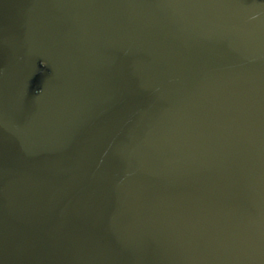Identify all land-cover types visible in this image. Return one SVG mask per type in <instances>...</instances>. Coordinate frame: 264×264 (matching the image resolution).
I'll use <instances>...</instances> for the list:
<instances>
[{
  "label": "water",
  "instance_id": "water-1",
  "mask_svg": "<svg viewBox=\"0 0 264 264\" xmlns=\"http://www.w3.org/2000/svg\"><path fill=\"white\" fill-rule=\"evenodd\" d=\"M0 264H264V0H0Z\"/></svg>",
  "mask_w": 264,
  "mask_h": 264
}]
</instances>
